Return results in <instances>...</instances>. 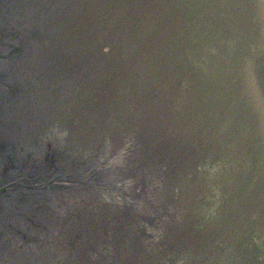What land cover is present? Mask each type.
Instances as JSON below:
<instances>
[{"label": "rangeland", "instance_id": "374dc122", "mask_svg": "<svg viewBox=\"0 0 264 264\" xmlns=\"http://www.w3.org/2000/svg\"><path fill=\"white\" fill-rule=\"evenodd\" d=\"M8 163L0 264H264V0H0Z\"/></svg>", "mask_w": 264, "mask_h": 264}]
</instances>
